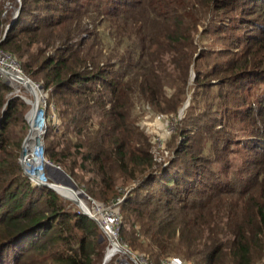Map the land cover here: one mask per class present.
I'll return each mask as SVG.
<instances>
[{
    "label": "trees",
    "instance_id": "trees-1",
    "mask_svg": "<svg viewBox=\"0 0 264 264\" xmlns=\"http://www.w3.org/2000/svg\"><path fill=\"white\" fill-rule=\"evenodd\" d=\"M4 34L46 96L44 159L100 208L121 200L135 258L264 264V0H0ZM15 83L0 78V264H102L98 225L21 169ZM191 90L157 161L138 113L176 117Z\"/></svg>",
    "mask_w": 264,
    "mask_h": 264
},
{
    "label": "rangeland",
    "instance_id": "rangeland-1",
    "mask_svg": "<svg viewBox=\"0 0 264 264\" xmlns=\"http://www.w3.org/2000/svg\"><path fill=\"white\" fill-rule=\"evenodd\" d=\"M17 1H18V3H20V0H17ZM100 31H101V33H104V28L101 27L100 28ZM105 41H106V37H105ZM195 56H197V54H195ZM18 67H19V65H18ZM11 72L13 73V71H11ZM22 76H23V74H22ZM193 80H194V73H193V69L191 67V69L189 71V78H188V85L189 86H192L193 85ZM34 85L35 86H39V85H36V84H34ZM14 86H15V93L16 94L14 92H12L13 93L12 95L19 96L22 101H23L22 98H25L27 100L33 101L32 95L23 88L24 86L21 83L16 82L14 84ZM191 93H192V90L190 92H188L184 104L186 103L187 100H190ZM39 101L42 102L41 104H45V109H46L47 108L46 96L41 91H40V100ZM23 102L25 103V101H23ZM184 104H183V106H184ZM26 106H27V113H28L30 111V106L27 105V104H26ZM51 108L53 109V107H51ZM180 110L178 111V114H177L176 117L167 116L165 114L164 115H157L149 107H145L144 110H143V112L140 110L139 111L140 113H138L139 114L138 124L143 129L144 133L149 137V139L151 140V142H153V144H154L153 154H154V157H155V159L157 161H166L168 158H170V154H169L168 151H166L165 146H166V143L171 138V136L173 135V132H174V129H175V122H176V120L178 121V120H180L182 118V116L179 115ZM53 111H54V109H53ZM137 111H138V108H137ZM27 113H26V115H27ZM26 115H25V120H26ZM37 115H38V113H36V116ZM45 116H46V110H45ZM35 118H34V120H35ZM31 145H33L31 152H33V154L35 156V159H36L35 153H36L37 145L34 144V143H32V142H31ZM44 163H45V165H47L49 167L47 169V171L49 170V173H48L49 177L52 179V181L55 182V179H57L59 177V174L58 173L56 174L55 171H53L52 169H50V166L48 164H46V162H44ZM43 169H44V167H43ZM43 171L45 173L46 169H44ZM58 180H59V178H58ZM65 187H67V186H65ZM64 190L67 191V193H69L72 196L75 195V193L72 192L69 189H64ZM67 198H71V197H67ZM82 199H83V197H82ZM64 200H66V199H64ZM66 201L72 203L69 200H66ZM85 201L86 202H89V206L87 204L86 205H87V209L89 210L90 214H92L96 218V220L99 222V224H100V221L103 222L104 221L103 219H105V217H107V215H105V214L106 213H109L110 211H106L105 213L104 212H97V209L95 210L96 203L90 197L87 196V199H85ZM81 203H83V200L81 201ZM80 205L81 204H79V206ZM74 206L77 207L76 205H74ZM81 208L83 210H87L85 207H84L85 208L84 209L83 206ZM113 223H114V226H115L116 225L115 224L116 223L115 221H111L110 223L108 222L107 223L108 226H107V224H105L103 226H105V228H110L111 227V224H113ZM102 224H104V223H102ZM99 229H100V227H99ZM103 231L101 230L102 233H103ZM110 231L111 232H114V236L115 237H113V235L110 234L109 229L106 232H108L109 235H110V237L113 239V241L115 243H117V245H119V247H121L123 249V251L126 252V255H122V254L116 252L109 261L113 260V263L114 264H135L132 261V259H135V256L132 255L131 252L125 246L121 245V243H120V241L118 239V234H117L118 232H115V231H112V230H110ZM103 235H104L105 240L107 242V246L105 248V254H104V257H105L108 249L111 248L110 250H112L116 246L113 244L114 246L111 247V243L109 241L108 236H106L104 233H103ZM104 257H103V259H104Z\"/></svg>",
    "mask_w": 264,
    "mask_h": 264
},
{
    "label": "water",
    "instance_id": "water-1",
    "mask_svg": "<svg viewBox=\"0 0 264 264\" xmlns=\"http://www.w3.org/2000/svg\"><path fill=\"white\" fill-rule=\"evenodd\" d=\"M19 13V9L16 11L15 15H14V18L13 20L16 19L17 15ZM9 27V26H8ZM8 27L6 28L5 30V34L8 30ZM5 34L2 38V40L0 41V43L3 41V39L5 38ZM10 79L14 82H18V83H22V81H24L23 83L26 85L24 86L23 88L27 91H28V88H32V89H35V85L26 77H23V76H13V75H10L9 76ZM28 87V88H27ZM37 88V87H36ZM23 101H25V103L27 105L30 106V111L27 113L26 115V121H27V124H28V133L25 137V139L23 140V143H22V147H21V154H20V158H19V164L21 166V169L23 170V173L25 176L28 177V179L30 180L31 184L33 186H38V187H46V188H49L51 189L52 191H54L55 193H57L58 195H60L62 198L66 199V200H69L71 201L74 205L77 206L79 212L87 217H89L90 219H92L95 223H97V225L100 227V224L98 223V221L96 220V218L90 214L89 210L87 209L86 210H83L80 206H79V201L82 199L83 197V201H85V199H87V196H85L81 191H77V188L74 186V184L72 183L71 179L59 168V167H56L55 165H50V168L56 172V174L58 173L59 174V180L58 178L55 179V182L54 183H49L47 182V179L46 177H44V175L40 178L38 177H35L34 173L37 172L38 169L41 168L40 167H33V168H27L25 166V163H24V159H23V154L26 153V149L28 146H30L31 144V140L32 138H35L36 137V127H35V120L34 118L36 117V113L38 112L37 111V107H38V103L35 107H33L31 105V100H27L25 98H22ZM34 99V98H33ZM189 104V100L186 101V103L184 104V106L182 107V109L180 110L179 112V115L182 116L183 113H184V110L187 108ZM32 115V118H30ZM37 138V137H36ZM60 183V184H59ZM67 186V187H65ZM60 189H69L71 190L72 192L75 193V197L74 198H67L66 196H64L60 191ZM77 191V192H76ZM86 202V201H85ZM86 204L89 206V202H86ZM91 206V205H90ZM100 229L103 231V229L100 227ZM103 233L108 236L109 238V241L111 243V246L113 245L112 243L114 242L113 239L109 236V234H107L105 231H103ZM119 246V245H118ZM121 248V247H120ZM111 249V248H110ZM110 249H108L104 259H103V263L102 264H106L112 257L113 255L116 253L114 251H111ZM122 249V248H121ZM122 255H126V252L124 251L123 253H121ZM132 261L134 262V259H132ZM135 263V262H134Z\"/></svg>",
    "mask_w": 264,
    "mask_h": 264
},
{
    "label": "built area",
    "instance_id": "built-area-1",
    "mask_svg": "<svg viewBox=\"0 0 264 264\" xmlns=\"http://www.w3.org/2000/svg\"><path fill=\"white\" fill-rule=\"evenodd\" d=\"M15 70L17 72L18 75L22 76V72L20 70V67H18V65L16 64V61L15 59L10 56L9 54L3 52L1 49H0V78L3 79V78H9L10 79V72L12 70ZM37 89H38V86H36ZM40 114L38 116L37 119H35V123H38L40 122L41 123V126H38L36 127V137H38L39 139V142H40V147H39V152H40V155H41V160L44 162H46V164H48V162L44 159V156H43V137L45 135V132H46V116H45V104H41L40 105ZM51 110L53 111V109L51 108ZM51 118L53 120H55V117L52 115ZM38 128V129H37ZM27 156V157H26ZM29 154L27 155H24L23 154V159L26 160L25 158H28L27 160H29ZM45 165V163H44ZM42 169V168H40ZM39 176L38 178L42 177L44 175V171H41L39 170ZM35 174V173H34ZM43 174V175H42ZM45 177V175H44ZM121 202V200H118V202L112 206H108V207H105V208H100L98 205H96V208L95 210L97 209V212H106V211H110L109 213H106L105 215H107V217H105V219H103L104 221H100V227L105 231H108L109 229V232L110 234L114 236V232H111L110 230L112 231H115V232H118V226H119V215L115 212V210H113L112 208L114 206H117V204H119ZM111 221H115L116 225L114 226V223L111 224V227L110 228H105V224H107L108 222H111ZM99 223V222H98ZM104 223V224H102ZM108 226V224H107ZM105 231V232H106ZM107 234H109L108 232H106ZM134 262L135 264H149L145 259L143 258H135L134 259ZM161 264H181V262L177 259H167L165 261H163Z\"/></svg>",
    "mask_w": 264,
    "mask_h": 264
},
{
    "label": "bare ground",
    "instance_id": "bare-ground-1",
    "mask_svg": "<svg viewBox=\"0 0 264 264\" xmlns=\"http://www.w3.org/2000/svg\"><path fill=\"white\" fill-rule=\"evenodd\" d=\"M13 71V73L12 72H10V75H13V76H19L18 74H17V72L13 69L12 70ZM24 81H22V85L23 86H26L24 83H23ZM28 88V87H27ZM28 91H29V93L32 95V98H34L33 99V101H31V105L33 106V107H35L36 105H37V103L39 104V105H41V103L42 102H40L39 100H40V91H39V89H37L36 87H35V89H32V88H28ZM41 108V107H40ZM40 108L38 109V115L36 116V118L35 119H37L38 118V116H39V114H40ZM30 118H32V115H31V117ZM35 125H36V127H37V125L38 126H41V123L40 122H38V123H35ZM38 129V128H37ZM31 142L32 143H34V144H36L37 145V149H36V153H35V155H36V159H35V156H34V154H33V152H31L32 151V147H33V145H31L30 144V146L29 147H27V149H26V153L24 154V155H27V154H29L30 156H29V160H27L28 158H25L26 160H24V163H25V166L27 167V168H33V167H35V166H37V167H40L41 166V168L42 169H38L37 170V172H35V177H38L39 176V170H41V171H43V167H44V163H43V161L41 160V155H40V152H39V147H40V142H39V139H38V137L36 138H32V140H31ZM27 157V156H26ZM38 174V175H37ZM40 175H41V173H40ZM59 192H61L64 196H66V197H71V198H74L75 197V195L74 196H72V195H70L69 193H67V191H65L64 189L62 190V189H60V191ZM81 201L82 200H80L79 202V204H81L80 206L82 207L83 206V208L85 207L86 209H87V205H86V203L83 201V203H81ZM84 208V209H85ZM87 211V210H86ZM110 223V222H109ZM110 236V235H109ZM112 244H114L116 247H114L111 251H114V252H117V253H123L124 251H123V249H121L118 245H117V243H115V242H113ZM114 245H112V246H114ZM111 246V247H112Z\"/></svg>",
    "mask_w": 264,
    "mask_h": 264
}]
</instances>
